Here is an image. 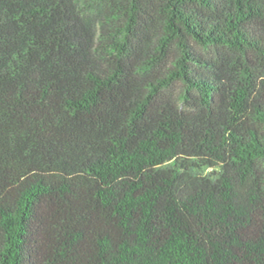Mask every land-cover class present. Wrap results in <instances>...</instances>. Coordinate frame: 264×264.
Masks as SVG:
<instances>
[{"label":"trees","instance_id":"trees-1","mask_svg":"<svg viewBox=\"0 0 264 264\" xmlns=\"http://www.w3.org/2000/svg\"><path fill=\"white\" fill-rule=\"evenodd\" d=\"M0 264H264V0H0Z\"/></svg>","mask_w":264,"mask_h":264}]
</instances>
